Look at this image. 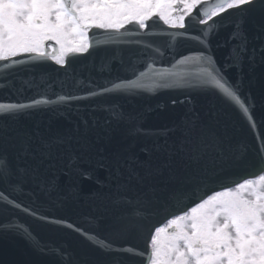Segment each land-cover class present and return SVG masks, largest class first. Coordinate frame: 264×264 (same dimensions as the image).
Returning <instances> with one entry per match:
<instances>
[{
	"label": "water",
	"instance_id": "water-1",
	"mask_svg": "<svg viewBox=\"0 0 264 264\" xmlns=\"http://www.w3.org/2000/svg\"><path fill=\"white\" fill-rule=\"evenodd\" d=\"M237 25L247 37L249 50H256L253 59L246 58L238 66L229 59L236 43L230 37L237 31ZM128 27L137 31L134 26ZM206 27L191 22L187 29L191 38H186L183 29L169 28L154 18L149 21V29L139 30V36L131 38L145 39L166 50L162 66L180 71L185 66L177 61L204 50L195 37ZM107 35L103 30L93 29L90 38L94 47L88 53L70 57L71 64L67 68L47 60L12 68L5 79L4 73L9 70L3 67L6 62H0V102L29 103L33 97L40 98L41 93L51 96L69 87L82 88L89 82L104 84L118 77L133 78L131 71L127 70L131 62H135L139 70H144L142 58L137 55L138 48L108 43ZM98 40L102 42L99 46L96 45ZM207 41L216 65L227 80L237 85L244 96L250 97L254 105L250 110L254 128L237 107L226 103L214 91L191 89L142 91L131 96L113 94L96 100H82L70 109L54 111L40 107L15 119L0 116V154H6L14 165L21 168L26 165L18 156L26 135L33 138L34 145H38L41 138H71L70 143L54 147L53 158L41 167L38 179L31 174L19 175L13 181L19 185V190L12 192L9 198L24 206H33L42 215L75 223L84 232L101 239L107 237L117 249L131 247L145 251L153 229L172 215L180 214L223 187L258 174L264 168L261 161L264 146V54L260 52L264 48V11L258 5L247 13H236L220 21L209 32ZM169 43H172L171 48H168ZM160 66L158 63L157 67ZM191 67L195 69L199 65L192 61ZM9 81L11 86L4 87ZM78 94L83 95V92ZM186 97H190V102ZM173 100L177 103L173 104ZM101 102L118 106L132 119L106 124L109 114L94 110V106ZM189 109L204 120H207L209 110L218 112L221 123L228 126L227 137L219 154L212 153L198 164L185 167L178 158H172L171 169L175 175L170 178L169 168L164 167L169 157L163 146L166 141L168 145L177 142L179 131L155 136L145 135L137 129H176ZM85 120L89 125L87 132L83 124ZM146 163L152 168H161L162 174L149 177L142 184L131 180L127 196L131 199L137 194L154 193L153 203L139 227L116 233L110 227L112 216L126 210L112 203L116 186L127 181L130 168L144 175L145 168L141 165ZM0 191L11 190L7 184L0 183ZM176 191L183 193L180 201L172 198L171 194ZM9 224L27 229L44 250L34 247L22 233L0 227V264H145L139 255L123 250L104 251L94 239L80 232L65 225L40 221L0 201V225Z\"/></svg>",
	"mask_w": 264,
	"mask_h": 264
},
{
	"label": "snow or ice",
	"instance_id": "snow-or-ice-1",
	"mask_svg": "<svg viewBox=\"0 0 264 264\" xmlns=\"http://www.w3.org/2000/svg\"><path fill=\"white\" fill-rule=\"evenodd\" d=\"M258 5L264 11V0H0V62H6L3 67L9 70L4 73L5 79L12 68L47 60L54 61L62 68L69 67L70 57L88 53L94 47L89 37L92 29L108 33V43L138 48L137 55L144 64L142 71L135 62L128 64L127 70L131 71L133 78L118 77L104 84L89 82L82 88L69 87L51 96L41 93L40 98L33 97L29 103L0 102V116L15 119L40 107H49L54 111L70 109L74 103L82 100H96L113 94L131 96L142 91L155 93L157 90L191 89L214 91L226 103L237 107L254 128L255 121L250 111L254 105L250 97L244 96L239 87L224 76L211 55L207 38L220 21L236 13H247ZM154 18L163 21L169 28L183 29L186 38H191L187 32L191 22L207 26L195 37L204 50L177 61V64L185 66L180 71L163 67L162 58L166 50L145 39L131 38L139 36V30L149 29V21ZM128 26H134L137 31H131ZM172 39L174 41L175 37ZM230 39L236 41L229 57L233 64L238 66L244 59L255 57L256 50H249L247 37L239 30V25ZM101 43L96 41L97 46ZM171 47L172 43H169L168 48ZM260 52L264 54V48ZM192 61L199 67L193 69ZM158 63L160 67H157ZM10 86L11 81L4 85ZM78 92H83V95ZM186 99L190 102V97ZM172 103L176 104L177 101L173 100ZM94 110L109 114L110 119L105 121L106 124L132 119L118 106L105 102L97 103ZM206 115L208 118L204 120L189 109L176 129H137L145 135L155 136H167L169 132L179 131L177 142L168 145L166 141L163 146L169 157L164 167L169 168L170 178L175 175L171 169L172 158H178L187 167L198 164L212 153L221 152L228 126L221 123L218 112L209 110ZM83 124L87 132L88 121H83ZM70 140V137L41 138L39 144L34 145L33 138L26 135L21 141L18 156V159L24 160L26 166L23 168L14 165L6 154H0V183L7 184L11 190L0 191V201L40 221L65 225L80 232L94 239V243L104 251L123 250L139 255L145 264H264V168L258 174L213 192L180 214L172 215L166 223L153 229L145 251L131 247L117 249L107 237L101 239L84 232L75 223L42 215L33 206H24L9 198L12 192L19 190V185L13 183L19 175L31 174L38 179L41 167L52 160L54 147L70 143ZM261 161L264 162V146L261 148ZM141 166L145 168L144 175L130 168L127 181L116 186L112 203L126 209L112 216L110 227L116 233L139 227L153 203L154 193L137 194L131 199L127 196L131 190V180L142 184L145 179L162 174L161 168H152L147 163ZM171 195L180 201L183 193L176 191ZM0 227L22 233L34 247L44 250V246L27 229L15 224Z\"/></svg>",
	"mask_w": 264,
	"mask_h": 264
}]
</instances>
